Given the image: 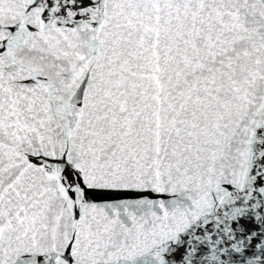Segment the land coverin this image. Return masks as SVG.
<instances>
[{
    "label": "snow or ice",
    "instance_id": "snow-or-ice-1",
    "mask_svg": "<svg viewBox=\"0 0 264 264\" xmlns=\"http://www.w3.org/2000/svg\"><path fill=\"white\" fill-rule=\"evenodd\" d=\"M0 264H264V0H0Z\"/></svg>",
    "mask_w": 264,
    "mask_h": 264
}]
</instances>
